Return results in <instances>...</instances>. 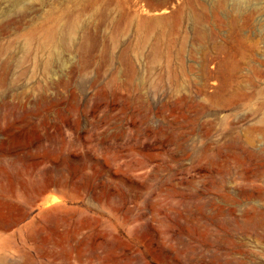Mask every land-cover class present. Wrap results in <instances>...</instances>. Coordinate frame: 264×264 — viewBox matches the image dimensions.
<instances>
[{
  "label": "rangeland",
  "instance_id": "obj_1",
  "mask_svg": "<svg viewBox=\"0 0 264 264\" xmlns=\"http://www.w3.org/2000/svg\"><path fill=\"white\" fill-rule=\"evenodd\" d=\"M237 1L0 0V264H264V0Z\"/></svg>",
  "mask_w": 264,
  "mask_h": 264
},
{
  "label": "bare ground",
  "instance_id": "obj_2",
  "mask_svg": "<svg viewBox=\"0 0 264 264\" xmlns=\"http://www.w3.org/2000/svg\"><path fill=\"white\" fill-rule=\"evenodd\" d=\"M245 4L246 3L244 1H241V0L237 1V6H239V7L245 6Z\"/></svg>",
  "mask_w": 264,
  "mask_h": 264
}]
</instances>
